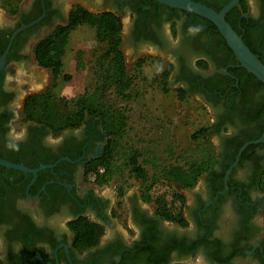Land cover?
Returning a JSON list of instances; mask_svg holds the SVG:
<instances>
[{
	"label": "flooded vegetation",
	"instance_id": "1",
	"mask_svg": "<svg viewBox=\"0 0 264 264\" xmlns=\"http://www.w3.org/2000/svg\"><path fill=\"white\" fill-rule=\"evenodd\" d=\"M195 1L219 11L231 0ZM78 6L117 18L119 47L136 57L128 67L172 65L165 88L204 104L214 159L180 188L185 226L157 214L139 184L120 196L115 183L86 180L107 144L98 116L59 133L25 120L26 96L48 86L26 80L41 65L35 48ZM1 12L0 160L16 166L0 163V264H264V83L211 20L158 0H23ZM225 18L264 63V0H239ZM83 217L102 232L80 248L73 223Z\"/></svg>",
	"mask_w": 264,
	"mask_h": 264
},
{
	"label": "trees",
	"instance_id": "2",
	"mask_svg": "<svg viewBox=\"0 0 264 264\" xmlns=\"http://www.w3.org/2000/svg\"><path fill=\"white\" fill-rule=\"evenodd\" d=\"M22 1L0 0V7L14 14ZM86 24H95L98 28L96 46L88 61L84 59L82 48L75 49V72L86 69L92 76L96 93L94 101L88 100L84 94L71 99L56 91L61 77L66 81L71 80L72 75L64 73L63 68L66 47L72 33ZM120 25L111 13L95 14L80 6L74 7L69 23L57 26L35 48L39 62L51 71V81L47 87L26 96L23 106L25 120L43 123L59 133L66 128L79 126L87 113L98 116L108 135L107 144L104 154L88 164L86 180L100 186L115 183L120 196L125 194L133 180L137 181L142 198L156 206L157 214L185 226L188 222L183 209L187 197L180 188L193 187L202 171L214 159L213 145L206 136L208 115L204 112L205 122H196L192 108L188 109L184 104L185 117L191 124L184 143L178 142L172 135L166 120L153 121L143 128L129 126L128 108L119 103L127 104L144 91L137 87V80L143 72L142 65L150 57L141 58L128 68L119 47ZM171 70L172 65L163 70L161 78L157 72L151 82L165 90ZM114 72L118 75H114ZM139 80L146 81L144 77ZM173 93L179 99L186 101L188 98L175 90ZM145 112L144 116L148 115L150 121V108ZM262 183L264 188V179ZM73 227L76 233L74 244L80 248L96 244L102 232L97 224L84 217L74 222Z\"/></svg>",
	"mask_w": 264,
	"mask_h": 264
},
{
	"label": "rangeland",
	"instance_id": "3",
	"mask_svg": "<svg viewBox=\"0 0 264 264\" xmlns=\"http://www.w3.org/2000/svg\"><path fill=\"white\" fill-rule=\"evenodd\" d=\"M3 8L0 7V14ZM98 34V28L95 24H86L80 29L74 31L70 38V41L66 47V54L63 59L64 61V73H70L72 75L71 80L66 81L62 77L60 78L59 85L56 88L57 93L64 95L68 98H77L80 95L84 94L88 100L94 101L96 98V93L94 92V83L92 76L85 69L79 73L75 72V58L74 51L77 48H82L84 50V59L89 60L92 49L96 46V36ZM130 53V50H127ZM136 57L134 55H127L128 61L132 63ZM125 59V60H126ZM160 60L148 58L146 62L142 65L143 72L140 73V77L146 79L145 82L137 80L138 88L144 89L140 95H136L135 100L126 102H120V105H124L128 108L129 114V126L134 128H143L145 125H150L153 121H168L167 126H170L173 136L178 140V142L184 143L185 137L188 134L191 124L188 123V120L184 114V104L189 109L191 107L192 116L202 117L204 116L202 107L204 104H201L199 100L188 97L186 101L184 99H179L174 95L173 91H164L160 85L151 82V79L154 74L157 73L158 65ZM128 64L127 66H129ZM131 68V67H128ZM26 75L29 76L30 87L33 86V89H42L44 86L49 85L51 81L50 69L44 65H31L30 72ZM24 75V71L22 73ZM114 75L118 73L114 72ZM25 78V77H23ZM22 78V79H23ZM142 83H146L148 86ZM167 88L165 90H168ZM98 98V94H97ZM114 100V97H111ZM150 108L149 117L151 118L148 121L145 110ZM200 112V114H199ZM208 115V114H207ZM158 119H156V117ZM156 119V120H155ZM132 132V131H130ZM139 184L137 181H132V185ZM131 185V186H132ZM130 186V187H131ZM185 194H189L188 190L185 191Z\"/></svg>",
	"mask_w": 264,
	"mask_h": 264
},
{
	"label": "water",
	"instance_id": "4",
	"mask_svg": "<svg viewBox=\"0 0 264 264\" xmlns=\"http://www.w3.org/2000/svg\"><path fill=\"white\" fill-rule=\"evenodd\" d=\"M160 2L167 3L171 6L182 8L185 11H190L201 15L211 20L223 37L226 39L228 45L233 50L236 58L241 66L253 73L261 82L264 83V63L254 53L251 48L244 42L242 36L232 27V25L226 20V11L236 4L239 0H231L221 10L217 11L212 7L195 0H158ZM0 163L6 165H12L7 161L0 160ZM16 166V165H12ZM23 168V166H17Z\"/></svg>",
	"mask_w": 264,
	"mask_h": 264
},
{
	"label": "clouds",
	"instance_id": "5",
	"mask_svg": "<svg viewBox=\"0 0 264 264\" xmlns=\"http://www.w3.org/2000/svg\"><path fill=\"white\" fill-rule=\"evenodd\" d=\"M157 71H163V66L158 67Z\"/></svg>",
	"mask_w": 264,
	"mask_h": 264
}]
</instances>
